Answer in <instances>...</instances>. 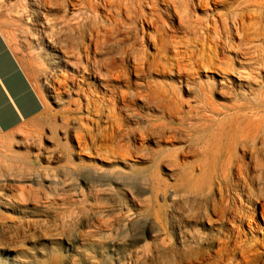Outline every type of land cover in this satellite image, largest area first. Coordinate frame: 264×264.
I'll list each match as a JSON object with an SVG mask.
<instances>
[{"label": "rangeland", "instance_id": "374dc122", "mask_svg": "<svg viewBox=\"0 0 264 264\" xmlns=\"http://www.w3.org/2000/svg\"><path fill=\"white\" fill-rule=\"evenodd\" d=\"M34 1L37 3H35ZM86 1H91L92 3L95 4L97 3V5L101 7L99 0H94V1L86 0ZM241 1L244 0H238V2ZM257 1L261 2L264 0H257ZM39 3L42 4V6ZM72 3L73 5L75 3V5L78 7V8L76 6L73 7V10L75 9L74 11L75 17L77 15L80 16L81 14L83 15L84 12L85 14L83 17L85 16L86 18L88 17L86 20L87 22L86 24H88L86 25V28L88 29L85 28L86 31L90 29L91 25L92 27L95 28L98 27L102 29H107V27L109 28L108 22L106 23L103 18L105 17L106 19V16L108 14L106 13L107 11L104 10L103 12L102 8L100 9L98 6L97 7L99 10L95 11V9L91 7L89 8L88 5H86L88 4V2L83 4L84 6L82 5L83 8L85 7L84 8L86 10L85 11L82 7H80L81 8L80 9L79 6L77 5V2H75L74 0H72ZM45 5L46 4L43 3V0H41V2L40 0L39 1L0 0V32L5 36L12 52L19 61L22 69L26 73L27 77L29 78L33 86L43 96V98H45L44 100L46 103L45 112L37 119L25 123L23 126L18 128L16 131H14L11 134L0 137V264H54V262L55 264H91V263L92 264H104V263L132 264L135 261L134 260L135 253L139 256L141 254H147L152 257L153 254H155L154 244L157 241H159V239H163V238L167 239V237L163 235V233L156 232L159 230V228L153 224L152 219L155 217L160 218L165 215L172 218L186 217L194 213L203 215L204 209L207 206V204H205L204 198L209 191L208 185H210L213 182L212 187L213 188L217 187V185H215L214 183V179L212 178L215 177L214 176L215 174L213 173L216 174L219 173V167L216 166L214 160H213L214 162L210 161L211 160V133H210L211 126H209L210 123L207 120H229L227 116L228 113H225V110H221V109L222 107L230 106L232 103L244 105L247 107L246 109L247 111L245 112V114L248 117L247 120H254V119L264 120V78L262 80L261 79L259 80V78H257L256 76L255 71L253 72L254 75H252L250 74V72H248L246 67L244 68L241 65L239 66L240 61L242 62V59H244V57H246L247 59V57L250 56L252 57V54L254 57L263 58L264 61V56H263L264 32H262V30L264 31L263 28L264 9L256 10L255 8H252L247 10V14H249L250 18H248V16L246 17L247 19L245 18L246 21L245 20L244 21L246 22L245 23L246 25L243 32L241 33H239V31L235 28V25H232L233 23L231 22L232 24H229L230 26H228L229 29L231 28L229 31L230 34L232 33L231 36L230 34L227 33V31H225V35L227 36H225L224 33L220 34V36H218L219 34L216 36L215 35L216 33L212 32V28L218 30L217 31L218 33L220 32V26L219 24H217V29H216L213 27V25H211L212 23L208 24L211 30H209V32L206 35L204 34L203 36L201 32L203 30V27L201 25L203 23H204L203 25H205L206 20L207 19L210 20V18L209 17L207 18V15L203 14L200 11H196V12L191 11L190 14L188 15V19L185 27H181L180 29L177 26L176 19L169 20L167 17L165 18V13H163V9H162L163 7L159 5L158 6L159 8L157 7V10L160 9L158 10V13L161 16L162 21L166 23L165 26L167 25L166 27H168V28H166L165 26L162 27L159 33H156L154 31L155 28L151 26H150L151 29L150 27L148 28L145 21L142 20L141 17L136 16L137 20L135 19L134 21H128L126 17L122 15L124 14L122 12L119 15L120 16L119 22L121 24L118 23L117 25L118 29L115 33L116 43H114L113 47H108L107 50L104 51L106 52L105 53L106 55L102 56V59H105L108 58L109 55L111 54V57H114L113 61L115 63V66L117 67V71H118L117 73L119 74L122 71L121 76L123 75L121 77L119 74L120 78L118 79L117 84H109L115 87L116 96H117L115 98L114 110L112 111V107L108 105L107 108L106 105L107 103H105V101L107 102L109 100V93L107 92L109 90V87H106L105 84L98 82L96 78L97 76L93 74L92 70H91L92 72L89 71L87 74V72L81 68L79 63H77V60H75L76 63L74 62V59L76 57V55L74 54L76 53L75 50L73 51V48L69 45V43H67L66 40L62 39L61 37L60 38L57 37V32L59 30H57L56 28L57 27L59 28L60 26L57 25L55 27V30L53 28L54 22H57L56 20H58V17L62 13H60V11L59 13L55 12L53 6H49V5L45 6ZM41 7H43V9ZM47 7L49 8L47 9ZM142 9L145 16H148L150 14L148 10L144 8ZM89 13L91 17L89 16ZM213 14L215 13H212L211 15ZM79 16L77 17L79 18ZM94 16H97V19ZM124 17L126 20L123 21L122 19H124ZM205 17L207 19H205ZM98 18L100 20H98ZM212 18H214V16L213 17L211 16V20ZM198 19H199L198 22L200 23L198 22L196 23V20ZM248 19L250 20V22ZM192 20L193 22L194 21L195 22L192 23ZM47 22L49 23L50 27L48 26ZM44 23L46 24L47 28L45 27ZM187 25L189 28H187ZM194 25H200L202 28L199 31L198 29L200 26L195 27ZM161 26L162 25L160 24V27ZM260 27H262L261 30H258L260 29ZM122 28H124V30H122ZM193 28L194 30H192ZM196 28L198 30L197 33L198 40L202 45L196 40L197 39ZM254 28L258 34L253 33ZM141 29L143 30V32H140ZM182 29L183 31H181ZM186 29L187 30L190 29L191 31L188 30L184 32V30ZM52 30L53 33H51ZM47 31L49 33L48 37L47 34L45 33ZM147 32H149L150 34H147ZM191 32L194 33V36L196 38L193 37V34ZM211 32L213 34L210 36ZM141 33L144 36L142 35L141 37L140 36ZM252 34H254V36H252ZM53 35L55 38L53 37ZM145 35H150L152 37L153 43L152 40H148ZM164 35L166 36V39ZM180 35L182 36L185 35L187 39L184 36L182 37ZM214 35L218 38L217 39L218 41L220 40L221 41L218 42L215 40V38L213 39ZM50 36L53 38V40L51 39V41L48 40L51 38ZM136 36L138 39L136 38ZM206 36L207 38L211 37L210 40L207 39ZM167 38L170 39L171 41L167 42L168 40ZM239 38L245 40L247 38L248 39L246 40L247 42L252 40L253 42L251 41L250 43L251 47L249 46L248 48V46H245V48L247 47V49L245 50V48H243L240 51V48H242L243 45L240 46ZM121 39L124 41H122ZM223 39L224 42L226 40L225 43H223L222 41ZM54 40L55 42H53ZM194 40L196 42H193ZM128 41L131 42L129 43ZM172 41L176 42V44ZM177 41L180 42L177 43ZM214 41L215 44H217L218 42V47H217L218 49H215V47H213ZM165 42L167 43V45H165ZM181 42H183L185 46H187L186 49L184 44ZM141 43L143 45H141ZM188 43L190 44L188 45ZM260 43H262L263 45L260 46L261 45ZM66 44L68 46L67 48H66ZM180 45H183L184 47L183 46L181 47ZM226 45L228 47L231 45V47H229L228 49ZM236 45H239V47L237 48ZM126 46H130L129 50L128 47ZM122 47L125 48L122 49ZM170 48L172 50L175 49L176 52L175 50L172 51ZM232 49H234L235 52ZM135 50H138V52H140L143 55L142 56L141 54L139 55V53L138 52L136 53ZM142 50L149 52L150 54L145 53ZM250 50L252 51L254 50L256 52L251 53L252 52L251 51L250 56H248L247 52ZM125 51H128V53ZM216 51L219 55L220 60L226 61L225 64H227V62L231 60V64H233V71H229V72L227 71L226 72L227 74H225L224 70H227L226 65H220L216 61H214V64L212 65L213 67L211 66V68L205 66L206 62L208 61L207 54L211 53L213 57V54ZM243 51L246 52V53L244 52V54H247V56L241 55ZM161 52H164V54ZM172 52L173 53L175 52L174 55ZM144 54L146 55L145 57H143ZM191 55H196L194 56L196 59H192ZM164 56H168V57H166L165 59ZM168 58L170 59L169 60L170 62L168 61ZM172 58L174 59V61L172 60ZM142 59L144 60L143 63H142ZM177 59L180 60L177 61ZM198 59L200 60L198 61ZM149 61L150 63H147ZM200 61L201 62L204 61L202 63H205L202 65V67L201 66L199 67L198 65ZM177 62L178 65L180 64L181 65L178 66ZM190 62L193 63L191 64L193 69L189 64ZM72 63L74 65H72ZM171 63H173L172 64L173 69L169 68L171 67ZM185 63L187 65L189 64L192 70L188 66H186ZM121 66L122 68H124V71L127 74L121 69ZM142 67H145V69ZM183 68L185 69V73H183L184 72ZM206 69H208V72ZM222 69H224L223 74L221 73ZM189 70H190V74L188 73ZM218 70H220V72ZM130 71L132 72L130 73ZM162 71L163 73H161ZM246 72L247 74H249L248 76ZM137 73H139L140 75ZM183 74L186 76H184ZM79 76L83 81L79 79ZM234 76H236L237 78H235ZM238 76H240V78ZM242 78L247 80L244 79L241 80ZM256 79L259 81H257ZM61 81H63L62 84ZM57 82L60 85L59 87H57ZM193 82H195L196 84L195 83L193 84ZM48 83L51 84L49 85ZM161 83L162 85L163 83L165 84L161 86ZM227 85H230V88L227 87ZM248 85L252 86L251 90L249 91H248ZM76 86H78V88ZM159 86L161 87V89L159 88ZM179 86L180 88H178ZM190 86H194V87H192L191 89ZM200 87L202 90H204L206 96L210 97L208 99L209 105L205 101H203L202 98H199L197 96ZM58 88L59 90H57ZM254 88L257 90H255ZM127 89L128 90L131 89V90L128 91ZM173 89L174 91L172 93ZM56 90L58 92H55ZM79 90L81 91L79 92ZM161 90L164 94L161 92ZM167 90L171 94H168ZM136 91H138L139 93ZM142 91H147V92H142ZM152 91H154V94L152 93ZM124 92L125 94L126 93L127 94L125 95ZM140 92H142V96L140 95L141 94ZM227 92L229 94L225 96L224 94H227ZM55 94L56 95L58 94L57 97ZM82 94L83 96H81ZM252 94H254L253 95L254 98L256 97L255 99L253 98ZM87 95H88V99H87ZM100 95L101 97H99ZM138 95L139 97L137 98ZM172 95L174 97L172 98V100L174 99L173 100L174 103H172L173 101L170 102ZM96 97L102 98L103 100L101 101H103V103L102 102L94 103V100L96 99H92V98H96ZM153 97L154 99H152ZM122 98L123 100H121ZM197 98H199V100ZM130 99L133 101H131ZM127 100H128L127 103L130 102L131 105L130 104L128 105L125 102ZM140 100L143 101L140 102ZM244 100L248 102H243ZM122 101L124 103H122ZM145 102H149V103L144 104ZM163 102H164L163 104L164 106L161 104ZM90 103L92 104L90 105ZM151 103L153 105H151ZM200 103L202 105H200ZM227 103L228 104L231 103V104L228 105ZM103 105L105 108L103 107ZM211 106L221 111V114L216 116L218 119L216 117H213L211 119V115H210ZM148 107L150 108L148 109ZM170 107L172 111L171 109H169ZM194 107H196V109ZM86 108L90 110V112L88 110H87L88 112L85 111ZM150 109L152 110L150 111ZM115 110H116V114H115ZM174 110H176L177 112ZM99 111H101L100 112L101 115H99L100 114L98 113ZM135 111L139 115L140 114L142 115V113L144 112L143 116H139L138 114L136 115ZM147 113L148 114L151 113V114L148 115ZM200 113L202 115L198 116V114ZM176 114L177 116H175ZM251 116L253 117L249 118ZM112 118H114L115 120ZM130 118L132 120H130ZM94 120L95 121L98 120L96 121L97 123ZM115 121L117 124L115 123ZM105 123L106 125H104ZM124 123L128 125L130 129L134 128V130L130 132L131 130L127 128L128 126H126ZM137 123L138 125L139 124L140 125L138 126ZM142 123L144 125H142ZM114 124L119 126L116 127V125ZM243 125L244 123L241 124V126ZM195 126L196 129L199 128L197 129L196 135L191 134L190 132L191 127H195ZM103 127L105 129L104 131H103ZM167 127L168 129H165ZM206 127L208 129L203 133L200 129ZM119 128L120 131L124 130L125 128L124 130L125 133H123L124 131L119 133L118 132ZM163 128H164L163 131L164 133H160V130H162ZM263 128H264V124H263ZM263 128L260 138L264 137ZM53 129L56 133L53 131ZM127 129H129L128 132H126ZM108 130L109 133H112L113 131L112 135L110 134L109 137H107ZM136 133L139 134V136ZM142 134L144 135L142 136ZM157 134H159L158 136L162 140L159 139ZM160 134H163L164 137H162V135ZM140 135L142 137H140ZM169 136L170 137L172 136L174 138L173 142L171 140L172 137L170 138ZM207 136H209V139ZM138 137L139 139L142 138L141 139L142 141L137 140L136 138ZM192 138L196 139V141L192 140ZM167 139L171 140L172 142L171 145L165 143L164 140ZM203 140H205V145L208 144L209 147L207 148L208 149L207 158L201 157L200 154H196L195 157L192 156L189 153V151H193V148L195 147L194 144L196 143L198 144L196 150H198L199 147L201 148L202 146H205L203 144L204 143ZM3 141L5 145H8L7 147L9 149L5 147V145H3L4 144ZM105 141L106 144L104 143ZM185 141L186 144L184 143ZM200 141H202L203 143ZM118 142L122 144L119 145ZM125 143L127 145H125ZM155 143L158 145H156ZM144 145L145 148L143 147ZM125 146H127V148H125ZM136 146L139 148H137ZM140 146L142 148H140ZM172 146H174V148ZM128 149H130V151ZM125 150L127 153L125 152ZM159 150L161 151L160 153ZM173 150H175L174 151L175 153L173 152ZM128 152L132 153L131 157L130 154H128ZM176 152L178 153L177 158L175 156ZM182 154H184V157L186 158L184 161L181 157ZM120 155L121 158L118 157ZM155 155L159 157L163 155H168L171 159L169 157L166 158L165 159L166 161H164L165 163L163 162L162 164L156 167V164H154L155 162H153L154 159L156 158ZM173 156L176 158L178 163H181L182 161L184 162V163L182 162L183 164L181 163V166L179 168H173V167L170 168V166L167 167L166 162L172 160ZM248 156L249 155H247L245 161L249 163L251 167H253L254 162L253 160L248 162ZM125 159L126 160L129 159V160L126 161ZM151 163L152 165L150 166ZM205 163L208 166H205L204 165ZM211 163L212 165H210ZM212 166L213 168L210 169V167ZM171 169L175 170L176 172L175 171L173 172V170ZM209 169L212 171H210ZM186 172L188 173L190 172L191 174L188 175V173ZM154 173L157 176L154 175ZM146 174L147 176H145ZM194 176L197 177L196 180ZM209 177L211 179H209ZM203 179L206 180V182ZM201 180L203 183L201 182ZM155 183L156 185H154ZM182 184H184L185 186L182 187ZM164 186L166 189L164 188ZM169 187L173 190L178 191V194L175 195L174 194L175 191L170 189L168 190ZM178 187L180 188L179 190ZM255 188L257 190L258 185L254 184L253 190ZM186 191L188 192L191 191V193H188ZM194 192H196L197 195L200 194L201 195L197 196ZM239 194L241 195L240 197H238V194L236 195L234 194V196H231L233 200L236 202L235 205L233 206L234 208L230 207L231 209L232 208L233 209L232 210L230 209L228 211L227 217H230V214L235 209H238L239 207L237 206H239L242 203V206L244 207L243 208L244 211H242V214L245 216L244 218L245 221L241 225V229L242 230L246 229V225L249 222L248 217H251L255 221L259 222V224L261 225L260 229L262 230V232H264V225H262V219L259 214L261 209V204L264 201V199L263 201L261 200L263 197H261L260 199L254 197L251 199V202L248 201L246 202L244 194H241V192H239ZM171 196L173 197L170 199ZM236 198L237 200H235ZM238 198L241 203H239ZM157 207L158 209H156ZM245 208L247 210H245ZM156 210H158V212ZM106 220L108 221V223H106L107 222ZM103 223L106 224L107 226L104 225ZM99 224H101V226ZM98 228L100 230H98ZM87 234L89 235L93 234L94 236L86 237ZM82 235L83 238H81ZM178 236L179 234L175 225L171 226V228L168 231V237L173 240L174 247L177 249H179ZM174 239H177V241ZM158 245L159 247L161 246L159 242ZM215 247H211V249L209 250L210 255H213L215 253L216 251ZM163 248H165L164 253L166 254L160 253L158 254V256H156L155 254L153 256V261L148 262L147 264H157V263L174 264L178 260V256L180 257L179 255L180 252H176L175 254L172 253L170 249V245H168L167 241H165ZM116 251H120V252H118L117 254ZM45 253L47 255H45ZM263 257L264 255L260 259L255 261L254 259L249 260L250 259L249 258L248 260H246V264H251V263L262 264L264 262ZM239 260L240 258L238 256L235 262L237 263ZM244 263L245 262H242V264ZM139 264L142 263L140 262Z\"/></svg>", "mask_w": 264, "mask_h": 264}, {"label": "bare ground", "instance_id": "6f19581e", "mask_svg": "<svg viewBox=\"0 0 264 264\" xmlns=\"http://www.w3.org/2000/svg\"><path fill=\"white\" fill-rule=\"evenodd\" d=\"M32 1V0H31ZM37 1H39V0H37ZM75 2H77V5L79 6V8L80 7H82V5L83 4H85L86 2H88V4H86V5H88V7L90 8H93V9H95V11H97V10H99L98 9V5H97V3L95 4V3H92L91 1H86V0H74ZM94 1V0H93ZM35 2V1H34ZM40 2H41V0H40ZM99 2H100V4H101V7H99L100 9L102 8V10H103V12H104V10L105 11H107L106 13H108L107 14V16H106V19H105V17H103L104 18V20H105V22L107 23L108 22V26H109V28L107 27V29H102V28H100V27H98V28H95V27H92V25H91V27H90V29L88 30V31H86L85 30V28H86V25H88V24H86L87 22H86V20H87V18H86V16L85 17H83L84 16V14H85V12H84V14L82 15H77V16H79V18L76 16H74L75 15V9L73 10V7L74 6H76L75 5V3H74V5H73V3H72V0H43V3L44 4H46V5H49V6H53L54 8V11L55 12H57V13H59V11H60V13H62L59 17H58V20H56L57 22H54V24H53V28H54V30H55V27L57 26V25H59L60 27L58 28H56L57 30H59L58 32H57V37H61L62 39H64V40H66L67 41V43H69V45L73 48V51L75 50V52L76 53H74L75 55H76V57H75V55H74V57H75V59H74V62H75V60H77V63H79V65L81 66V68L82 69H84L86 72H87V74H88V72L89 71H93V74L95 75V76H97L96 78H97V81L98 82H100V83H102V84H105V86L106 87H109V90L107 91L108 93H109V100L106 102L105 101V103H107L106 105H107V108H108V105H110L111 107H112V111L114 110V106H115V98L117 97L116 96V89H115V87L114 86H112V85H109V84H117L118 83V79L120 78V76H121V73H122V71L119 73L120 74V76H119V74L117 73L118 71H117V67L115 66V63H114V61H113V58L114 57H111V54L109 55V57L108 58H105V59H102V56H104V55H106L105 53L106 52H104L105 50H107V48L108 47H113V45H114V43H116L115 42V33H116V31H117V29H118V27H117V25H118V23H120L119 22V18H120V14L123 12L124 14H122L123 16H125L126 17V19L128 20V21H134L135 19H136V16H139V17H141V19L142 20H144L145 21V23H146V25H147V27L149 28L150 26L151 27H153V28H155L154 29V31L156 32V33H159V31L162 29V27H164L165 26V22H163L162 21V19H161V16H160V14L158 13V10H160V9H158L157 10V7L160 5V6H162L163 8V13H165V18L167 17L169 20H177V26H178V28H180L181 29V27H185V25H186V22H187V19H188V15L190 14V12L191 11H193V12H196V11H200V12H202L203 14H205V15H207V18L209 17L210 18V20H208L206 17H205V19H207L206 20V24L205 25H203L202 24V22H201V26L203 27V30L201 31L202 32V34H203V36H204V34L206 35L208 32H209V30H211V28L209 27V25L208 24H210V23H212L211 25H213V27L214 28H216L217 29V24H219V26H220V32H218L217 33V31L218 30H215V29H213L212 28V32H214V33H216L215 35L217 36L218 34V36H220V34H223L224 33V35H225V31H227V33L228 34H230V29L228 28V26H230L229 24H232V25H235V28L239 31V33H241V32H243V30H244V28H245V21H246V17L248 16V18H250L249 17V14H247V10L248 9H252V8H255L256 10H260V9H264V1H257V0H244V1H241V2H238V0H99ZM35 3H37V2H35ZM40 4V3H39ZM36 5V4H35ZM41 6H42V4H40ZM45 5V6H46ZM27 6H28V3H27ZM32 6V5H31ZM84 6V5H83ZM98 6V7H97ZM35 7V6H34ZM77 7V6H76ZM29 8V7H28ZM38 8V7H37ZM40 8V7H39ZM42 9H43V7H41ZM46 8V7H45ZM44 8V9H45ZM49 7H47V9H48ZM78 8V7H77ZM83 8V7H82ZM85 8V7H84ZM83 8V9H84ZM142 8H144V9H146V10H148L149 12H150V14L148 15V16H145L144 15V13H143V9ZM159 8V7H158ZM41 9V10H42ZM81 9V8H80ZM79 9V10H80ZM82 9V10H83ZM52 10V9H51ZM85 10V9H84ZM254 10V9H253ZM49 11V10H48ZM86 11V10H85ZM89 11V10H88ZM94 11V10H93ZM35 12V11H34ZM46 12V11H45ZM81 12V11H80ZM162 12V11H161ZM41 13V12H40ZM74 13V14H73ZM95 13V12H94ZM98 13V12H97ZM212 13H215V14H213V15H211ZM34 14V13H33ZM38 14V13H37ZM46 14V13H45ZM69 14V15H68ZM101 14V13H100ZM253 14H255V13H253ZM93 15V14H92ZM95 15H97V14H95ZM106 15V14H105ZM261 15V14H260ZM36 16V15H35ZM89 16H90V13H89ZM100 16V15H99ZM103 16V15H102ZM211 16L213 17L214 16V18H212V20H211ZM252 16V15H251ZM40 17H42V16H40ZM44 17H45V15H44ZM91 17V16H90ZM94 17H96V19H97V16H94ZM125 17H124V19H122L123 21L124 20H126L125 19ZM103 18H101V19H103ZM138 18V17H137ZM195 18H197V17H195ZM246 18V19H245ZM263 18H264V15H263ZM199 19H200V17H199ZM199 19L198 20H196V23L199 21ZM255 19V18H254ZM260 19V18H259ZM98 20H100L99 18H98ZM98 20H95V21H98ZM137 20V19H136ZM245 20V21H244ZM249 20V19H248ZM264 20V19H263ZM49 21H50V19H49ZM120 21H121V19H120ZM122 21V22H123ZM261 21V20H260ZM102 22V21H101ZM135 22H137V21H135ZM195 22V21H194ZM193 22V20H192V23H194ZM232 22V23H231ZM249 22H250V20H249ZM256 22V21H255ZM40 23H42V22H40ZM48 23V22H47ZM89 23H90V21H89ZM92 23V22H91ZM94 23V22H93ZM97 23H99V22H97ZM144 23V22H143ZM144 23V24H145ZM159 23V24H158ZM198 23H200V22H198ZM36 24H38V23H36ZM45 24V23H44ZM95 24V23H94ZM121 24V23H120ZM130 24V23H129ZM129 24H128V26H129ZM160 24L162 25L161 27H160ZM250 24H252V23H250ZM260 24V23H259ZM98 25V24H97ZM216 25V26H215ZM42 26V25H41ZM48 26H49V23H48ZM121 26V25H120ZM124 26H125V24H124ZM167 26V25H166ZM165 26V27H166ZM191 26V25H190ZM192 26H193V24H192ZM195 27L196 26H200V25H194ZM199 27V31H200V29L202 28V27ZM45 27L47 28V26H46V24H45ZM50 27V26H49ZM141 27V26H140ZM151 27H150V29H151ZM232 27V26H231ZM254 27V26H253ZM43 28V27H42ZM41 28V29H42ZM127 28H129V27H127ZM135 28V27H134ZM152 28V29H153ZM166 28H168V27H166ZM187 28H189L188 27V25H187ZM261 28L262 27H260V29H258V30H261ZM264 28V27H263ZM51 29V28H50ZM86 29H88V28H86ZM122 30H124V28H122ZM121 30V31H122ZM128 30V29H127ZM166 30H168V29H166ZM188 30H190V29H188ZM187 29L186 30H184V32H186V31H188ZM192 30H194V28L192 29ZM196 30H197V28H196ZM195 30V31H196ZM198 30H197V32H196V34L198 33ZM214 30V31H213ZM257 30V31H258ZM43 31V30H42ZM120 31V30H119ZM139 31V30H138ZM172 31V30H171ZM181 31H183V29L181 30ZM191 31V30H190ZM189 31V32H190ZM216 31V32H215ZM236 31V30H235ZM253 31V30H252ZM140 32H143V30L141 29V31ZM139 32V33H140ZM201 32H200V34H201ZM211 32V34H210V36L213 34ZM248 32V31H247ZM262 32H264L263 30H262ZM261 32V33H262ZM39 33V32H38ZM46 34H47V37H48V35H49V33H48V31L47 32H45ZM51 33H53V30L51 31ZM51 33H50V35H51ZM56 33V32H55ZM146 33V32H145ZM152 33V32H151ZM173 33V32H172ZM192 33V32H191ZM253 33L255 34V33H257L256 31H255V28H254V31H253ZM43 34V33H42ZM147 34H150L149 32H147ZM163 34V33H162ZM182 34V33H181ZM189 34V33H188ZM187 34V35H188ZM193 34V37H195L194 36V33H192ZM195 34V35H196ZM232 34V33H231ZM231 34H230V36H231ZM235 34V33H234ZM233 34V35H234ZM254 34H252V36H254ZM258 34V33H257ZM6 35H8V34H6ZM123 35V34H122ZM128 35V34H127ZM142 33H141V37H142ZM158 35V34H157ZM166 35V34H165ZM164 35V36H165ZM167 35H169V34H167ZM214 35V37H213V39L215 38V40L216 41H218L217 39V37ZM242 35V34H241ZM249 35V34H248ZM247 35V36H248ZM39 36V35H38ZM119 36H120V34H119ZM129 36V35H128ZM132 36V35H131ZM144 36V35H143ZM146 36V38L148 39V40H152V37L150 36V35H145ZM153 36H154V34H153ZM180 36H182V35H180ZM184 37H185V35H183ZM182 36V37H183ZM192 36V35H191ZM201 36V35H200ZM208 36V35H207ZM207 36H206V38H207ZM225 36H227V35H225ZM245 36V35H244ZM263 36V35H262ZM51 37V36H50ZM53 37H54V35H53ZM140 37V38H141ZM175 37V36H174ZM196 37H197V41L200 43V41L198 40V34L196 35ZM195 37V38H196ZM202 37V36H201ZM42 38V37H41ZM45 38V37H44ZM55 38V37H54ZM117 38H118V36H117ZM131 38V37H130ZM135 38V37H134ZM136 38H137V36H136ZM154 38H155V36H154ZM177 38V37H176ZM180 38V37H179ZM178 38V39H179ZM186 38V37H185ZM205 38V39H206ZM211 38V37H210ZM210 38H207V39H209L210 40ZM248 38V37H247ZM246 38V40H248ZM254 38V37H253ZM51 39L53 40V38L51 37L50 39H48L49 41H51ZM122 39H125V38H122ZM121 39V40H122ZM138 39V38H137ZM163 39V38H162ZM165 39H166V36H165ZM168 39V38H167ZM187 39V38H186ZM192 39H194V38H192ZM250 39V38H249ZM58 40V39H57ZM140 40V39H139ZM180 40V39H179ZM183 40H184V38H183ZM209 40H207V41H209ZM227 40H228V38H227ZM245 39H240L239 38V44H240V46H242V48H240V51H241V49H243V48H245V46H248V48H249V46L251 45L250 43H251V41H246ZM122 41H124V40H122ZM164 41V40H163ZM162 41V42H163ZM170 42L171 40L170 39H168L167 40V42ZM182 41V40H181ZM204 41V40H203ZM206 41V42H207ZM221 41V40H220ZM220 41H218V42H220ZM223 41V43H225L226 42V40H225V42H224V39L222 40ZM255 41V40H254ZM261 41H262V38H261ZM53 42H55V40L53 41ZM129 42V41H128ZM131 42V41H130ZM129 42V43H130ZM139 42V41H138ZM172 42H174V41H172ZM178 42H180V41H177V43ZM186 42V41H185ZM193 42H196L195 40L193 41ZM201 42H202V39H201ZM205 42V41H204ZM218 42H217V44H215V41H214V46L213 47H215V49H218L217 47H218ZM230 42V41H229ZM232 42V41H231ZM238 42V41H237ZM253 42V41H252ZM50 43V42H49ZM132 43H134V42H132ZM152 43H153V40H152ZM151 43V44H152ZM175 44H176V42H174ZM181 43H183V42H181ZM180 43V44H181ZM233 43H234V41H233ZM125 44V43H124ZM164 44V43H163ZM170 44V43H169ZM172 44V43H171ZM184 44V43H183ZM190 43H188V45H189ZM195 44V43H194ZM198 44V43H197ZM201 44V43H200ZM199 44V45H200ZM208 44V43H207ZM227 44V43H226ZM230 44V43H229ZM252 44H254V43H252ZM256 44V43H255ZM261 45L260 46H262L263 44L262 43H260ZM141 45H143L142 43H141ZM159 45H160V43H159ZM165 45H167V43L165 42ZM165 45H164V47H165ZM179 45V44H178ZM202 45V44H201ZM234 45V44H233ZM232 45V46H233ZM58 46H59V44H58ZM116 46V45H115ZM122 46V45H121ZM132 46H134V45H132ZM173 46V45H172ZM181 47L183 46V45H180ZM180 46H177V47H180ZM184 46H185V44H184ZM183 46V47H184ZM203 46H205V45H203ZM227 46V45H226ZM255 46V45H254ZM55 47V46H54ZM57 47V46H56ZM62 47V46H61ZM61 47H60V49H61ZM68 46H67V44H66V48H67ZM126 47H128V50H129V47L130 46H126ZM142 47H144V46H142ZM152 47V46H151ZM177 47H176V49H177ZM228 47V46H227ZM229 47H231V45L229 46ZM229 47H228V49H229ZM236 47L238 48L239 47V45H236ZM251 47V46H250ZM53 48V47H52ZM64 48H65V46H64ZM123 48H125V47H122V49ZM157 48V47H156ZM174 48V47H173ZM187 48V46H185V49ZM202 48V47H201ZM253 48V47H252ZM256 48V47H255ZM254 48V49H255ZM63 49V48H62ZM134 49V48H133ZM162 49V48H161ZM171 49V48H170ZM200 49V48H199ZM225 49H226V47H225ZM247 49V47L245 48V50ZM257 49V48H256ZM172 50V49H171ZM175 50V49H174ZM174 50H172V51H174ZM183 50V49H182ZM196 50V49H195ZM233 51H234V49H232ZM68 51H69V49H68ZM134 51V50H133ZM142 51H144V50H142ZM165 51V50H164ZM167 51V50H166ZM178 51V50H177ZM179 51H181V50H179ZM185 51V50H184ZM197 51V50H196ZM226 51H227V49H226ZM226 51H224V52H226ZM231 51V50H230ZM229 51V52H230ZM235 51H236V48H235ZM234 51V52H235ZM252 50H250V51H248L247 52V54H248V56H250V52H251ZM108 52V51H107ZM120 52V51H119ZM125 52H127L128 53V51H125ZM135 52L137 53L138 52V50H135ZM145 53H149V52H146V51H144ZM143 52V53H144ZM159 52V51H158ZM168 52H170V51H168ZM175 52H176V50H175ZM174 52V53H175ZM181 52H183V51H181ZM198 52V51H197ZM221 52V51H220ZM244 52L245 51H243V53H241V55L242 56H247V54H244ZM255 53L256 51H252L251 53ZM263 52H264V50H263ZM124 53V52H123ZM139 53V55L141 54L140 52H138ZM153 53V52H152ZM161 53H163L164 54V52H161ZM173 53V52H172ZM174 53H173V55H174ZM194 53V52H193ZM203 53V52H202ZM233 53V52H232ZM246 53V52H245ZM61 54V53H60ZM115 54H116V52H115ZM125 54V53H124ZM150 54V53H149ZM160 54V53H159ZM166 54V53H165ZM195 54V53H194ZM227 54V53H226ZM71 55V54H70ZM129 55V54H128ZM138 55V54H137ZM143 54H141V56H142ZM197 55V54H196ZM196 55H191L192 56V59H196L194 56H196ZM208 55V61L206 62V64L205 63H202V62H204V61H200L199 62V67L201 66L202 67V65L203 64H205V66H207V67H210L211 68V66L214 64V61H216L218 64H220V65H226V68H227V70H224V69H222L221 71V73L223 74L224 72H223V70L225 71V74H227L226 72L228 71H233V64H231V60H229L228 62H227V64H225L226 63V61H223V60H220V58H219V55H218V53H217V51L213 54V57H212V55H211V53H209V54H207ZM239 55V54H238ZM255 55V54H254ZM257 55H258V53H257ZM262 55V54H261ZM67 56V55H66ZM141 56H140V58H141ZM146 55L144 54V56L143 57H145ZM156 56V55H155ZM228 56V55H227ZM227 56H226V58H227ZM260 56V55H259ZM264 56V55H263ZM64 57V56H63ZM73 57V58H74ZM138 57V56H137ZM137 57H134V58H137ZM165 57V59H166V57H168V56H164ZM173 57V56H172ZM194 57V58H193ZM211 57H212V59H211ZM222 57V56H221ZM65 58V57H64ZM69 58V57H68ZM70 58H71V56H70ZM104 58V57H103ZM122 58V57H121ZM140 58H139V60H140ZM153 58V57H152ZM199 58V57H198ZM229 58V57H228ZM190 59H191V57H190ZM201 59V58H200ZM200 59H198V61L200 60ZM63 60V59H62ZM73 60V59H72ZM116 60V59H115ZM131 60H132V58H131ZM170 59L168 58V61H169ZM172 60L174 61V59L172 58ZM171 60V61H172ZM178 60H180V59H177V61ZM202 60H203V57H202ZM64 61V60H63ZM67 61V60H66ZM65 61V62H66ZM117 61V60H116ZM115 61V62H116ZM124 61H126V60H124ZM137 61V60H136ZM143 59H142V63H143ZM153 61V60H152ZM159 61V60H158ZM172 61V62H173ZM194 61V60H193ZM192 61V62H193ZM197 61V62H198ZM233 61V60H232ZM236 61V60H235ZM71 62V61H70ZM170 62V61H169ZM182 62V61H181ZM180 62V63H181ZM196 62V61H195ZM237 62V61H236ZM67 63V62H66ZM76 63V62H75ZM117 63V62H116ZM124 63V62H123ZM147 63H150V61L149 62H147ZM146 63V64H147ZM153 63V62H152ZM65 64V63H64ZM138 64H140V63H138ZM154 64V63H153ZM169 64V63H168ZM172 64L173 63H171V67H169V66H167V67H169L170 69H173L172 68ZM175 64H176V61H175ZM186 64V63H185ZM190 64V66L192 67V65L191 64H193V63H189ZM189 64L187 65L186 64V66H188L189 68H190V66H189ZM197 64V63H196ZM72 65H74L73 63H72ZM124 65V64H123ZM135 65H137V64H135ZM167 65V64H166ZM177 65H178V62H177ZM181 65V64H180ZM180 65H178V66H180ZM195 65V64H194ZM193 65V66H194ZM243 66L244 68L246 67L247 68V70H248V72H250V74H252V75H254L253 74V72L255 71L256 72V76H257V78H259V80L261 79H263L264 78V61H263V58H258V57H254L253 56V54H252V57L250 56V57H247V59H246V57H244V59H242V62L240 61V64H239V66ZM130 66V65H129ZM141 66V65H140ZM145 66V65H144ZM178 66H177V68H178ZM186 66H185V68H186ZM76 67H77V65H76ZM75 67V68H76ZM125 67V66H124ZM146 67V66H145ZM145 67H142V68H144L145 69ZM213 67V66H212ZM242 67V68H243ZM260 67H261V69H260ZM71 68H73V67H71ZM147 68V67H146ZM195 68V67H194ZM205 68V67H204ZM219 68H221V67H219ZM225 68V69H226ZM243 68V69H244ZM121 69L124 71V68H122V66H121ZM128 69V68H127ZM168 69V68H167ZM184 69V68H183ZM191 69V68H190ZM192 69H193V67H192ZM191 69V70H192ZM202 69V68H201ZM217 69V68H216ZM118 70H119V68H118ZM139 70V69H138ZM143 70V69H142ZM207 70V72H208V69H206ZM76 71V70H75ZM91 71V72H92ZM144 71V70H143ZM143 71H142V73H143ZM184 72L183 73H185V69L183 70ZM205 71V70H204ZM219 72H220V70H218ZM217 71V72H218ZM243 71H245V70H243ZM73 72V71H72ZM78 72H79V70H78ZM90 72V73H91ZM125 72V71H124ZM132 71H130V73H131ZM140 72H141V70H140ZM196 72V71H195ZM198 72V71H197ZM206 72V71H205ZM216 72V71H215ZM215 72H213V73H215ZM76 73V72H75ZM126 73V72H125ZM141 73V74H142ZM154 73V72H153ZM161 73H163V71L161 72ZM188 73L190 74V70L188 71ZM241 73H242V71H241ZM74 74V73H73ZM78 74V73H77ZM83 74H84V72H83ZM82 74V75H83ZM92 74V73H91ZM127 74V73H126ZM134 74V73H133ZM137 74H139V73H137ZM173 74V73H172ZM178 74V73H177ZM195 74V73H194ZM193 74V75H194ZM224 74V75H225ZM246 74H247V72H246ZM90 75V74H89ZM140 75V74H139ZM148 75V74H147ZM155 75V74H154ZM181 75V74H180ZM184 75V74H183ZM218 75V74H217ZM249 74H247V76H248ZM101 76V77H100ZM102 76H103V78H102ZM123 76V75H122ZM121 76V77H122ZM150 76V75H149ZM179 76V75H178ZM184 76H186V75H184ZM190 76H192V75H190ZM68 77H69V75H68ZM93 77V76H92ZM235 78H237L236 76H234ZM239 78H240V76H238ZM254 77V76H253ZM47 78H48V76H47ZM137 78V77H136ZM141 78V77H140ZM246 78V77H245ZM249 78V77H248ZM252 78V77H251ZM255 78V77H254ZM67 79V78H66ZM65 79V80H66ZM71 79V78H70ZM78 79V78H77ZM79 79H81L80 78V76H79ZM78 79V80H79ZM144 79H145V77H144ZM244 78H242L241 80H243ZM250 79V78H249ZM253 79V78H252ZM46 80V79H45ZM82 80V79H81ZM137 80V79H136ZM193 80V79H192ZM244 80H247V79H244ZM257 80V79H256ZM255 80V81H256ZM259 80H257V81H259ZM51 81V80H50ZM83 81V80H82ZM239 81H240V79H239ZM249 81V80H248ZM254 81V82H255ZM62 82L63 81H61V84H62ZM68 82V81H67ZM74 82V81H73ZM72 82V83H73ZM121 82V81H120ZM146 82V81H145ZM148 82V81H147ZM150 82V81H149ZM161 82V81H160ZM210 82V81H209ZM227 82V81H226ZM65 83V82H64ZM83 83V82H82ZM125 83H127V82H125ZM141 83V82H140ZM139 83V84H140ZM195 82H193V84H194ZM199 83V82H198ZM228 83V82H227ZM246 83V82H245ZM249 83V82H248ZM259 83H261V82H259ZM49 84V83H48ZM51 84V83H50ZM49 84V85H50ZM77 84H78V82H77ZM133 84H134V82H133ZM165 83H163V85H164ZM188 84V83H187ZM196 84V83H195ZM213 84V83H212ZM220 84H221V82H220ZM254 84V83H253ZM126 85V84H125ZM141 85V84H140ZM147 85V84H146ZM162 85V83H161V86H163ZM197 85H199V84H197ZM210 85V84H209ZM60 85L58 84V82H57V87H59ZM71 86H72V84H71ZM135 86V85H134ZM148 86H151V85H148ZM148 86H147V88H148ZM170 86V85H169ZM175 86V85H174ZM195 86V85H194ZM194 86H190L191 87V89H192V87H194ZM64 87V86H63ZM66 87V86H65ZM77 88H78V86H76ZM90 87V86H89ZM101 87H103V86H101ZM136 87V86H135ZM146 87V86H145ZM168 87V86H167ZM186 87H188V86H186ZM227 87H229L230 88V85H227ZM251 85H248V91L249 90H251ZM87 88V87H86ZM119 88H120V86H119ZM134 88V87H133ZM142 88V87H141ZM152 88V87H151ZM159 88L161 89V87L159 86ZM169 88V87H168ZM168 88H166V89H168ZM178 88H180V86L178 87ZM197 88H198V86H197ZM61 89V88H60ZM82 89V88H81ZM85 89V88H84ZM90 89V88H89ZM162 89H164V88H162ZM177 89V88H176ZM208 89V88H207ZM255 89V88H254ZM55 90V89H54ZM57 90H59V88L57 89ZM55 91V92H58V91ZM75 90V89H74ZM86 90H88V89H86ZM121 90V89H120ZM128 90V89H127ZM131 89H129L128 91H130ZM144 90V89H143ZM149 90V89H148ZM190 90V89H189ZM210 90V89H209ZM220 90V89H219ZM255 90H257V89H255ZM67 91V90H66ZM65 91V92H66ZM73 91V90H72ZM76 91V90H75ZM81 90H79V92H80ZM84 91V90H83ZM123 91H124V89H123ZM165 91V90H164ZM168 91V90H167ZM173 91H174V89L172 90V93H173ZM188 91V90H187ZM194 91V90H193ZM208 91V90H207ZM259 91H261V90H259ZM79 92H78V94H79ZM92 92V91H91ZM136 92H138V91H136ZM142 92H147V91H142ZM142 92H140L141 94V96H142ZM151 92V91H150ZM161 92H162V90H161ZM179 92V91H178ZM177 92V93H178ZM256 92V91H255ZM255 92H253V93H255ZM71 93V92H70ZM83 93V92H82ZM123 93V92H122ZM132 93V92H131ZM139 93V92H138ZM149 93V92H148ZM152 93L154 94V91H152ZM163 93V92H162ZM187 93V92H186ZM219 93V92H218ZM224 93H226V92H224ZM224 93H222V94H224ZM249 93V92H248ZM77 94V93H76ZM94 94V93H93ZM119 94V93H118ZM117 94V95H118ZM124 94H125V92H124ZM127 94V93H126ZM125 94V95H126ZM134 94H137V93H134ZM164 94V93H163ZM168 94H171L169 91H168ZM209 94V93H208ZM229 93L227 92V94H224L225 96H227ZM231 94V93H230ZM237 94V93H236ZM241 94V93H240ZM259 94V93H258ZM38 95H39V92H38ZM56 95V94H55ZM58 95V94H57ZM57 95H56V97H57ZM91 95V94H90ZM96 95V94H95ZM120 95H121V93H120ZM254 94H252V96H253ZM81 96H83V94L81 95ZM123 96V95H122ZM133 96V95H132ZM197 96L199 97V98H202V100L203 101H205L208 105H209V101H208V99L210 98V97H208V96H206V94L204 93V90H202L201 89V87L199 88V92H198V94H197ZM231 96V95H230ZM249 96V95H248ZM252 96H250V97H252ZM40 97V96H39ZM74 97H76V96H74ZM99 97H101V95L99 96ZM99 97H96V98H92V99H96V100H94V103H96V102H102L103 103V101H101V100H103L102 98H99ZM120 97V96H119ZM126 97V96H125ZM124 97V98H125ZM127 97H128V95H127ZM139 97V95L137 96V98ZM146 97H147V95H146ZM176 97V96H175ZM232 97V96H231ZM241 97H243V96H241ZM41 98H42V96H41ZM85 98V97H84ZM106 98V97H105ZM107 98H108V96H107ZM142 98V97H141ZM172 98H174L173 97V95H172V97H171V100H170V102L171 101H173L172 100ZM181 98V97H180ZM199 98H197L198 100H199ZM228 98H229V96H228ZM253 98H254V96H253ZM252 98V99H253ZM256 98V97H255ZM254 98V99H255ZM45 99V98H44ZM54 99V98H53ZM87 99H88V95H87ZM91 99V100H92ZM152 99H154V97L152 98ZM167 99V98H166ZM176 99H178V98H176ZM182 99V98H181ZM43 100V99H42ZM107 100V99H106ZM121 100H123V98L121 99ZM126 100V99H125ZM131 100V99H130ZM144 100V99H143ZM143 100H140V102L141 101H143ZM148 100H149V97H148ZM163 100V99H162ZM231 100H233V99H231ZM230 100V101H231ZM247 100V99H246ZM131 101H133V100H131ZM169 101V100H168ZM257 101V100H256ZM126 103L128 102V100L127 101H125ZM154 102V101H153ZM199 102H202V101H199ZM232 102V101H231ZM243 102H248V101H243ZM86 103V102H85ZM89 103V102H88ZM122 103H124L123 101H122ZM125 103V104H126ZM149 102H145L144 104H148ZM172 103H174V101L172 102ZM92 103H90V105H91ZM118 104V103H117ZM128 105L130 104V102L129 103H127ZM162 105L164 104V102L163 103H161ZM205 104V103H204ZM228 104V103H227ZM231 104V103H230ZM230 104H228V105H230ZM246 104V103H245ZM86 105V104H85ZM131 105V104H130ZM151 105H153L152 103H151ZM180 105V104H179ZM178 105V106H179ZM193 105V104H192ZM195 105V104H194ZM200 105H202L201 103H200ZM218 105V104H217ZM81 106H84V105H81ZM97 106V105H96ZM109 106V107H110ZM164 106V105H163ZM185 106V105H184ZM205 106V105H204ZM255 106V105H254ZM261 106V105H260ZM103 107H104V105H103ZM110 107V108H111ZM129 107V106H128ZM127 107V108H128ZM137 107V106H136ZM145 107V106H144ZM180 107H183V106H180ZM186 107V106H185ZM190 107H192V106H190ZM203 107V106H202ZM105 108V107H104ZM115 108H118V107H115ZM133 108V107H132ZM150 107H148V109H149ZM156 108V107H155ZM154 108V109H155ZM179 108V107H178ZM178 108H176V109H178ZM195 109H196V107H194ZM78 109V108H77ZM124 109V108H123ZM129 109V108H128ZM135 109V108H134ZM169 109H171V107L169 108ZM204 109H205V107H204ZM247 109V107L246 106H244V105H239V104H235V103H232L230 106H227V107H222V109L221 110H225V113H228L227 114V116H228V118H229V120H207L209 123H210V125H209V123H208V125L209 126H211V160L210 161H212V162H214L215 161V164H216V166H218L219 167V173H213V174H215L214 176V178H212V179H214V183H215V185H217V187L216 188H213L212 186V184H213V182H212V180H211V184L210 185H208L209 186V191H208V193L206 194V196H205V204H207V206L205 207V209H204V213H203V215H199V214H191V215H189V216H186V217H177V218H172V217H169V216H167V215H165V216H163V217H155V218H153L152 220V222H153V224L154 225H156L158 228H159V230L158 231H156L157 233H163V235H165L166 237H167V239L166 238H163V239H159V241H157L154 245H155V247H154V252H155V254H156V256H158V254H160V253H164L165 251H164V249L165 248H163V246H164V244H165V241H167L168 242V245H170V249H171V251H172V253H176V252H180V257L178 256V260L174 263V264H242V262H245L244 264H246V260H248L249 258V260H251V259H254V261L255 260H258V259H260L263 255H264V232H262V230L260 229V227H261V225L259 224V222H257V221H255L254 219H252L251 217H248V219H249V222L247 223V222H245V223H247V225H246V229L245 230H242L241 229V225L244 223V221H245V216L242 214V211H244L243 210V206H242V203L240 202V200H239V198H238V200H239V203H241L239 206H237V207H239L238 209H235L231 214H230V217H227V213H228V211L231 209L230 207H233L234 205H235V202L236 201H234L233 200V198L231 197V196H234V194L236 195V194H238V197H240L241 195L239 194V192H241V194H244V197H245V201L247 202H251V199L252 198H261V197H263L261 200L263 201V199H264V137L263 138H260V135H261V133H262V128H263V124H264V120H257V119H254V120H247V115L245 114V112L247 111L246 110ZM263 109V108H262ZM88 109L86 108L85 109V111H87ZM120 110V109H119ZM136 110V109H135ZM152 109H150V111H151ZM159 110H160V108H159ZM158 110V111H159ZM180 110V109H179ZM254 110V109H253ZM256 110V109H255ZM89 112H90V110H88ZM87 111V112H88ZM107 111V110H106ZM134 111V110H133ZM139 111V110H138ZM171 111H172V109H171ZM174 111H176V110H174ZM101 111H99L98 113H100ZM123 112V111H122ZM128 112H129V110H128ZM128 112H127V114H128ZM130 112H131V110H130ZM177 112V111H176ZM195 112V111H194ZM199 112V111H198ZM201 112V111H200ZM253 112V111H252ZM92 113V112H91ZM108 113V112H107ZM125 113V112H124ZM135 113H136V115L138 114L136 111H135ZM144 113V112H143ZM143 113H142V115L140 114H138L139 116H143ZM167 113V112H166ZM172 113V112H171ZM186 113V112H185ZM205 113V112H204ZM115 114H116V110H115ZM121 114V113H120ZM126 114V113H125ZM130 114V113H129ZM133 114H134V112H133ZM148 114V113H147ZM149 114H151V113H149ZM148 114V115H149ZM206 114V113H205ZM221 114V111L220 110H217V109H215L213 106H211V119L213 118V117H216V116H218V115H220ZM89 115V114H88ZM99 115H101V113L99 114ZM107 115V114H106ZM160 115V114H159ZM188 115H189V112H188ZM199 115H202L201 113L200 114H198V116ZM208 115V114H207ZM95 116V115H94ZM98 116V115H97ZM96 116V117H97ZM109 116H111V115H109ZM108 116V117H109ZM122 116H124V115H122ZM132 116V115H131ZM152 116V115H151ZM175 116H177V114L175 115ZM187 116V115H186ZM185 116V117H186ZM116 117V116H115ZM118 117V116H117ZM133 117H134V115H133ZM253 116H251V117H249V118H252ZM90 118V117H89ZM127 118V117H126ZM138 118H140V117H138ZM168 118V117H167ZM176 118V117H175ZM217 118V117H216ZM225 118V117H224ZM97 119V118H96ZM108 119V118H107ZM112 119H114V118H112ZM133 119H135V118H133ZM156 119H157V116H156ZM155 119V120H156ZM161 119H162V117H161ZM218 119V118H217ZM104 120V119H103ZM115 120V119H114ZM130 120H132L131 118H130ZM144 120V119H143ZM151 120V119H150ZM167 120V119H166ZM196 120H198V119H196ZM95 121V120H94ZM96 121H98V120H96ZM95 121V122H96ZM106 121V120H105ZM104 121V122H105ZM108 121V120H107ZM124 121V120H123ZM126 121V120H125ZM135 121V120H134ZM137 121V120H136ZM142 121V120H141ZM152 121V120H151ZM111 122V121H110ZM140 122V121H139ZM156 122V121H155ZM165 122V121H164ZM173 122V121H172ZM181 122V121H180ZM189 122H190V120H189ZM94 123V122H93ZM97 123V122H96ZM95 123V124H96ZM115 123H116V121H115ZM168 123V122H167ZM192 123V122H191ZM203 123V122H202ZM242 123H244V125L243 126H241V124ZM65 124V123H64ZM101 124V123H100ZM112 124V123H111ZM117 124V123H116ZM116 124H114V125H116ZM125 124V123H124ZM128 124V123H127ZM135 124V123H134ZM177 124H179V123H177ZM104 125H106V123L104 124ZM113 125V124H112ZM122 125V124H121ZM121 125H120V127H121ZM126 125V124H125ZM136 125V124H135ZM137 125H138V123H137ZM140 125V124H139ZM138 125V126H139ZM142 125H144L143 123H142ZM192 125V124H191ZM190 125V126H191ZM196 125V124H195ZM55 126V125H54ZM117 126H119V125H116V127ZM126 126H128V125H126ZM133 126V125H132ZM137 126V127H138ZM150 126V125H149ZM156 126V125H155ZM165 126H167V125H165ZM100 127H102V126H100ZM104 127H107V126H104ZM104 127H103V131L105 130L104 129ZM111 127V126H110ZM176 127V126H175ZM201 127V126H200ZM203 127V126H202ZM126 128V127H125ZM125 128H124V130H125ZM127 128H129V126L127 127ZM42 129V128H41ZM97 129V128H96ZM101 129V128H100ZM112 129V128H111ZM114 129V128H113ZM116 129H118V128H116ZM130 129V128H129ZM129 129H127L126 130V132H128V130ZM165 129H168V127L167 128H165ZM197 129H199V128H197ZM197 129H196V126L195 127H191V129H190V132H191V134H195L196 135V133H197ZM208 128L206 127V128H201L200 130L204 133L206 130H207ZM264 129V128H263ZM124 130H121L120 131V128H119V133L120 132H122V131H124ZM131 131L130 132H132V130H134V128L132 129H130ZM145 130H147V129H145ZM53 131H54V129H53ZM164 131V128L162 129V130H160V133H164L163 132ZM173 131V130H172ZM264 131V130H263ZM39 132V131H38ZM55 132V131H54ZM154 132V131H153ZM168 132H171V131H168ZM174 132V131H173ZM186 132V131H185ZM208 132V131H207ZM40 133V132H39ZM56 133V132H55ZM68 133V132H67ZM101 133V132H100ZM112 133H113V131H112ZM112 133H109V130H108V135H107V137H109V135L111 134L112 135ZM123 133H125V131L123 132ZM176 133V132H175ZM102 134V133H101ZM115 134V133H114ZM116 134H117V132H116ZM137 134V133H136ZM144 134H145V131H144ZM144 134H142V136L144 135ZM181 134V133H180ZM138 136H139V134H137ZM159 134H157V136H158ZM160 135H162V137H164L163 136V134H160ZM171 135V134H170ZM179 135V134H178ZM184 135V134H183ZM195 135H194V138H195ZM210 135V134H209ZM40 136H41V134H40ZM74 136H75V134H74ZM126 136V135H125ZM141 135H140V137H142ZM146 136V135H145ZM156 136V135H155ZM262 136H263V134H262ZM94 137H95V135H94ZM106 137V138H107ZM111 137V136H110ZM114 137H115V135H114ZM147 137H148V135H147ZM159 137V136H158ZM166 137V136H165ZM170 137V136H169ZM172 137V136H171ZM170 137V138H171ZM177 137H179V136H177ZM208 137V139H209V136H207ZM119 138H120V135H119ZM144 138V137H143ZM200 138H201V135H200ZM204 138H205V135H204ZM3 139V138H2ZM101 139H103V138H101ZM109 139V138H108ZM108 139H106V140H108ZM137 140H141L142 138H140L139 139V137L138 138H136ZM159 139H160V137H159ZM173 137H172V142H173ZM208 139H205V140H208ZM133 140V139H132ZM136 140V141H137ZM160 140H162V139H160ZM171 140L170 139H167V140H164L165 141V143L166 144H168V145H171ZM180 140H181V138H180ZM192 140H195L196 141V139H193L192 138ZM205 140H203V142L202 141H200V142H202L204 145H205ZM77 141V140H76ZM111 141V140H110ZM120 141H121V139H120ZM129 141H130V138H129ZM136 141H134V142H136ZM142 141V140H141ZM144 141V140H143ZM149 141V140H148ZM163 141V142H164ZM1 142H2V140H1ZM101 142V141H100ZM103 142V141H102ZM123 142H125V141H123ZM181 142V141H180ZM199 142V143H200ZM208 142V141H207ZM3 143H4V141H3ZM10 143V142H9ZM79 143V142H78ZM105 144H106V141L104 142ZM103 143V144H104ZM185 144H186V141L184 142ZM194 143V142H193ZM7 144H8V142H7ZM102 144V145H103ZM108 144H109V142H108ZM118 144L119 145H121L119 142H118ZM117 144V145H118ZM133 144V143H132ZM156 144V143H155ZM184 144V145H185ZM3 145H5V143L3 144ZM81 145V144H80ZM125 145H127L126 143H125ZM135 145V144H134ZM134 145H131V146H134ZM156 145H158V144H156ZM195 145V147L193 148V151H189V153L192 155V156H196V154H200L201 155V157H203V158H207V148H209L208 147V144L207 145H205V146H202L201 148L199 147V151L198 150H196V148L198 147V144L196 143V144H194ZM202 145V144H201ZM8 145H5V147H7ZM124 146V145H123ZM139 146V145H138ZM160 146V145H159ZM116 147V146H115ZM122 147V146H121ZM129 147V146H128ZM137 147V146H136ZM144 148H145V145L143 146ZM173 148H174V146H172ZM187 147V146H186ZM190 147V146H189ZM8 148V147H7ZM119 148V147H118ZM125 148H127V146H125ZM137 148H139V147H137ZM140 148H142L141 146H140ZM9 149V148H8ZM101 149V148H100ZM109 149H111V148H109ZM116 149V148H115ZM157 149V148H156ZM124 150V149H123ZM122 150V151H123ZM129 151H130V149H128ZM151 150H153V149H151ZM184 150V149H183ZM188 150V149H187ZM149 151V150H148ZM175 150H173V152H174ZM185 151V150H184ZM124 152V151H123ZM125 152H126V150H125ZM161 151L159 150V153H160ZM172 152V153H173ZM181 152V151H180ZM117 153V152H116ZM127 153V152H126ZM158 153V152H157ZM157 153H156V155H157ZM158 153V154H159ZM175 153V152H174ZM186 153V152H185ZM128 154H130V157H131V155H132V153L131 152H128ZM141 154H143V153H141ZM180 154V153H179ZM63 155H64V153H63ZM117 155V154H116ZM155 155V156H156ZM177 155H178V153L176 152V154H175V156H176V158H177ZM247 155H249L248 156V162L249 161H251V160H253V162H254V165H253V167H251L250 166V164L249 163H247L246 161H245V159L247 158ZM141 156V155H140ZM144 156V155H143ZM172 156V155H171ZM188 156H190V155H188ZM191 156V157H192ZM118 157H120L121 158V155L120 156H118ZM125 157V156H124ZM133 157V156H132ZM134 157H135V155H134ZM169 156L168 155H163V156H156V158L154 159V161L153 162H155L154 164H156V167L157 166H159L160 164H162L164 161H166L165 159L166 158H168ZM182 159H183V161L186 159L185 157H184V154H182ZM128 158V157H127ZM170 158V157H169ZM176 158L173 156V159L172 160H169V161H167L166 163H167V167L168 166H170V168L171 167H173V168H179L180 166H181V163L183 162H181V163H178L177 162V160H176ZM171 159V158H170ZM126 160V159H125ZM127 160H129V159H127ZM126 160V161H127ZM195 160V159H194ZM214 160V161H213ZM131 161V160H130ZM133 161V160H132ZM181 161V160H180ZM189 161V160H188ZM193 161V160H192ZM120 162V161H119ZM134 162V161H133ZM136 162V161H135ZM152 162V163H153ZM202 162V161H201ZM148 163V162H147ZM152 163L150 164V166L152 165ZM165 163V162H164ZM184 163V162H183ZM182 163V164H183ZM200 164H202V163H200ZM214 164V165H215ZM253 164V163H252ZM188 165V164H187ZM205 166H208L206 163L204 164ZM210 165H212V163L210 164ZM149 166V167H150ZM196 166V165H195ZM194 166V167H195ZM215 166V167H216ZM164 167V166H163ZM186 167V166H185ZM184 167V168H185ZM199 167H201V166H199ZM160 168H161V166H160ZM197 168V167H196ZM213 168V166L212 167H210V169H212ZM204 169V168H203ZM209 169V170H210ZM156 170V169H155ZM171 170H173V169H171ZM177 170V169H176ZM192 170V169H191ZM205 170V169H204ZM203 170V171H204ZM170 171V170H169ZM175 170H173V172H174ZM183 171V170H182ZM210 171H212V170H210ZM209 171V172H210ZM171 172V171H170ZM176 172V171H175ZM186 173H188V172H186ZM194 173V172H193ZM206 173V172H205ZM183 174V173H182ZM189 174H191L190 172L188 173V175ZM201 174V173H200ZM207 174V173H206ZM154 175H156L155 173H154ZM196 175V174H195ZM208 175V174H207ZM211 175H212V172H211ZM144 176V175H143ZM145 176H147V174L145 175ZM157 176V175H156ZM169 176V175H168ZM180 176V175H179ZM193 176V175H192ZM200 176V175H199ZM154 177V176H153ZM165 177H166V175H165ZM177 177V176H176ZM195 177V176H194ZM204 177V176H203ZM211 177V176H210ZM209 177V179H211ZM156 178V177H155ZM161 178V177H160ZM179 178H181V177H179ZM196 178L197 177H195V180H196ZM166 179V178H165ZM130 180V179H129ZM155 180V179H154ZM153 180V181H154ZM172 180V179H171ZM204 180V179H203ZM159 181V180H158ZM175 181V180H174ZM205 182H206V180H204ZM151 182V181H150ZM201 182H202V180H201ZM152 183V182H151ZM159 183V182H158ZM162 183V182H161ZM203 183V182H202ZM143 184V183H142ZM168 184V183H167ZM166 184V185H167ZM174 184H176V183H174ZM186 184V183H185ZM254 184H256V185H258V189L256 190V188L253 190V186H254ZM146 185V184H145ZM151 185V184H150ZM154 185H156V183L154 184ZM133 186H134V184H133ZM153 186V185H152ZM174 186V185H173ZM183 186H185L184 184H182V187ZM197 186V185H196ZM136 187V186H135ZM148 187V186H147ZM154 187V186H153ZM181 187V188H182ZM199 187V186H198ZM164 188H165V186H164ZM195 188V187H194ZM200 188V187H199ZM241 188V189H240ZM166 189V188H165ZM165 189H163V190H165ZM173 190V189H171L170 187L168 188V190ZM176 189V188H175ZM180 188L178 187V190H179ZM196 189V188H195ZM207 189H208V187H207ZM149 190H150V188H149ZM256 190V191H255ZM173 191H175L174 192V194L175 195H177L178 194V191H176V190H173ZM207 191V190H206ZM157 192V191H156ZM161 192V191H160ZM186 192H188V191H186ZM202 192H203V189H202ZM125 193V192H124ZM163 193V192H162ZM188 193H191V191L190 192H188ZM195 194H196V192H194ZM200 193V192H199ZM151 194V193H150ZM165 194V193H164ZM185 194V193H184ZM197 195V194H196ZM201 195V194H200ZM200 195H197V196H200ZM123 196V195H122ZM124 197V196H123ZM173 196H171L170 197V199L172 198ZM125 199V198H124ZM178 199H180V198H178ZM129 200V199H128ZM152 200V199H151ZM195 200V199H194ZM235 200H237V198L235 199ZM125 201V200H124ZM143 202V201H142ZM152 202V201H151ZM156 202V201H155ZM158 202V201H157ZM172 202V201H171ZM185 202V201H184ZM183 202V203H184ZM186 203V202H185ZM159 204V203H158ZM137 205V204H136ZM157 205V204H156ZM249 205V204H248ZM260 205V204H259ZM153 206V205H152ZM253 206V205H252ZM158 207H159V205H158ZM158 207L156 208V209H158ZM254 207V206H253ZM234 208V207H233ZM232 208V209H233ZM231 209V210H232ZM236 210H239V211H236ZM245 210H247L246 208H245ZM254 210V209H253ZM132 211V210H131ZM139 211V210H138ZM138 211H135V212H138ZM157 212H158V210H156ZM160 211V210H159ZM134 212V213H135ZM150 212H152V211H150ZM231 212V211H230ZM252 213V212H251ZM175 214V213H174ZM260 217H261V219H262V225H264V201H263V203L261 204V209H260ZM118 215H121V214H118ZM155 215V214H154ZM251 215V214H250ZM249 215V216H250ZM152 216V215H151ZM229 216V215H228ZM255 216V215H254ZM247 217V216H246ZM124 218V217H123ZM152 218V217H151ZM109 220V219H108ZM98 221V220H97ZM107 221V220H106ZM90 222V221H89ZM102 222H103V220H102ZM98 223V222H97ZM106 223H108V221L106 222ZM95 224V223H94ZM104 224V223H103ZM100 226H101V224H99ZM104 225H106V224H104ZM173 225H175V227L177 228V231H178V234H179V249H177V248H175L174 247V242H173V240L172 239H170L169 237H168V231H169V229L171 228V226H173ZM107 226V225H106ZM110 227H111V225H110ZM104 228V227H103ZM108 228V227H107ZM70 229V228H69ZM230 231H228V230ZM96 230H97V228H96ZM98 230H100L99 228H98ZM103 231V230H102ZM145 234V233H144ZM230 234V235H229ZM94 235L93 234H87L86 235V237H93ZM81 238H83V235L81 236ZM153 238V237H152ZM153 240V239H152ZM174 240H176L177 241V239H174ZM95 241V240H94ZM71 242V241H70ZM90 242V241H89ZM158 242H159V244L161 245L160 247H159V245H158ZM111 244V243H110ZM152 244V245H153ZM88 245V244H87ZM90 245V244H89ZM103 245V244H102ZM96 246V245H95ZM115 246V245H114ZM122 246H123V244H122ZM216 246V247H215ZM86 247V246H85ZM98 247V246H97ZM111 247V246H110ZM116 247V246H115ZM211 247H215L216 248V251H215V253L213 254V255H210L209 254V250L211 249ZM88 248V247H87ZM101 248H102V246H101ZM7 250V249H6ZM57 250V249H56ZM100 250V249H99ZM131 250V249H130ZM3 251V250H2ZM93 251V250H92ZM112 252V251H111ZM117 252V254H118V252H120V251H116ZM92 253V252H91ZM96 253V252H95ZM10 254V253H9ZM60 254V253H59ZM155 254H153V256L155 255ZM164 254H166V253H164ZM45 255H47L46 253H45ZM61 255V254H60ZM67 255V254H66ZM62 256V255H61ZM77 256V255H76ZM115 256V255H114ZM153 256L151 257V256H149V255H147V254H141L140 256L139 255H137L136 253H135V261L132 263V264H139L140 262L142 263V264H147L148 262H151V261H153ZM239 256V258H240V260L236 263L235 261H236V258ZM9 257V256H8ZM80 257V256H79ZM175 257V256H174ZM16 258V257H15ZM57 258H58V256H57ZM63 258V257H62ZM115 258V257H114ZM264 258V257H263ZM14 259V258H13ZM52 260V259H51ZM84 260V259H83ZM159 261V260H158ZM16 262V261H15ZM49 262H52V261H49ZM62 262V261H61ZM60 262V263H61ZM132 262V261H131ZM263 262V261H262ZM156 263V262H155ZM250 263V262H249ZM54 264H55V262H54ZM92 264V263H91ZM105 264V263H104ZM121 264V263H120ZM157 264H159V263H157ZM251 264H253V263H251ZM262 264H264V262L262 263Z\"/></svg>", "mask_w": 264, "mask_h": 264}, {"label": "crops", "instance_id": "0c3cea01", "mask_svg": "<svg viewBox=\"0 0 264 264\" xmlns=\"http://www.w3.org/2000/svg\"><path fill=\"white\" fill-rule=\"evenodd\" d=\"M41 96L0 32V137L41 116L46 109Z\"/></svg>", "mask_w": 264, "mask_h": 264}]
</instances>
